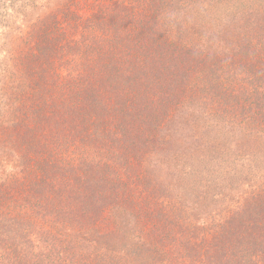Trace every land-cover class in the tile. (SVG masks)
Wrapping results in <instances>:
<instances>
[{"label": "trees", "instance_id": "16d2710c", "mask_svg": "<svg viewBox=\"0 0 264 264\" xmlns=\"http://www.w3.org/2000/svg\"><path fill=\"white\" fill-rule=\"evenodd\" d=\"M41 6L0 68V264H264V0Z\"/></svg>", "mask_w": 264, "mask_h": 264}, {"label": "rangeland", "instance_id": "374dc122", "mask_svg": "<svg viewBox=\"0 0 264 264\" xmlns=\"http://www.w3.org/2000/svg\"><path fill=\"white\" fill-rule=\"evenodd\" d=\"M60 0H39L41 6V12L44 10L46 13L41 15V19L46 20L51 15H57L61 17L64 13L72 15L71 11H83L85 15L89 14L91 7L96 0H71L65 5V2L58 3ZM80 4L79 6H76ZM27 6H32V0H0V68L2 66V57L5 55L8 44L11 40H15L16 43L21 44V32L25 31L26 25L22 20H31L36 15L28 18ZM61 8L60 10H57ZM57 10V11H56ZM37 14L39 15L38 11ZM40 17V16H39ZM75 18V17H74ZM26 21V22H27ZM21 25L23 28H21ZM19 36V37H18ZM225 130L221 128L220 131ZM236 137L240 138V135ZM244 161L251 160L252 155L248 153L243 154Z\"/></svg>", "mask_w": 264, "mask_h": 264}]
</instances>
